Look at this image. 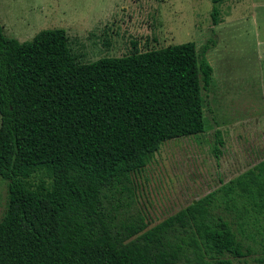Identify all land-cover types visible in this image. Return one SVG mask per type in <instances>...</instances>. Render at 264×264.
I'll list each match as a JSON object with an SVG mask.
<instances>
[{
  "label": "trees",
  "instance_id": "trees-1",
  "mask_svg": "<svg viewBox=\"0 0 264 264\" xmlns=\"http://www.w3.org/2000/svg\"><path fill=\"white\" fill-rule=\"evenodd\" d=\"M209 1L216 26L226 0ZM213 47L81 63L64 29L21 43L0 18V264H264V160L218 191L235 229L214 213L217 192L152 228L139 213L124 218L134 176L162 144L205 132ZM258 237L261 249L247 243Z\"/></svg>",
  "mask_w": 264,
  "mask_h": 264
},
{
  "label": "rangeland",
  "instance_id": "rangeland-1",
  "mask_svg": "<svg viewBox=\"0 0 264 264\" xmlns=\"http://www.w3.org/2000/svg\"><path fill=\"white\" fill-rule=\"evenodd\" d=\"M213 7L209 0H0L7 37L23 43L64 29L81 63L127 56L135 48L193 42L202 50L215 42L206 53L214 72L202 92L205 132L162 144L134 176L135 196L124 198L131 205L124 218L139 213L149 228L213 192L214 213L233 224L218 191L264 160V0H226L216 26ZM7 205L8 181L0 177V222ZM258 242L247 241L261 249V237ZM255 257L231 260L256 264Z\"/></svg>",
  "mask_w": 264,
  "mask_h": 264
}]
</instances>
